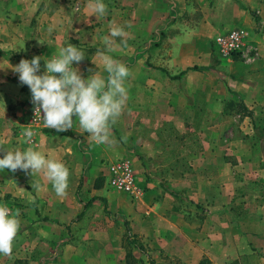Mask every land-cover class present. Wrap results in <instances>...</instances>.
<instances>
[{"label":"crops","instance_id":"crops-1","mask_svg":"<svg viewBox=\"0 0 264 264\" xmlns=\"http://www.w3.org/2000/svg\"><path fill=\"white\" fill-rule=\"evenodd\" d=\"M103 2L97 18L87 0H0V158L32 146L70 172L59 198L41 173L0 170V205L20 221L0 264H264V0ZM240 25L249 54L217 57L211 41ZM110 26L126 36L109 55L130 71L110 142L74 118L26 143L31 92L11 66L40 56L43 74L72 44L85 56L73 68L106 77L97 52ZM126 158L140 198L108 181L107 166Z\"/></svg>","mask_w":264,"mask_h":264},{"label":"clouds","instance_id":"clouds-1","mask_svg":"<svg viewBox=\"0 0 264 264\" xmlns=\"http://www.w3.org/2000/svg\"><path fill=\"white\" fill-rule=\"evenodd\" d=\"M86 9L97 18L107 12L103 0H87ZM125 36L122 27L110 26L109 36L103 38L105 50H98L97 55L106 77L92 72L85 79L78 68H73V63L79 64L85 56L72 44L61 47L58 55L44 61L46 71L43 74H38L40 56L31 60L22 59L18 65L11 66L19 74L20 83L30 89L35 120L42 119L45 128L64 132L72 129L75 118L79 129L87 133L92 142L98 145L109 143L111 126L116 124L126 104L128 92L125 80L130 76L129 68L109 53L114 51V38ZM122 43L126 44V40ZM33 135L31 130H26L23 133L25 142L31 144ZM5 169L13 173L19 169L31 176L41 173L51 183L57 197L67 196L69 169L63 162L46 157L32 146L24 151L7 150L6 155L0 158V170ZM32 187L37 191L40 189L38 183L32 184ZM18 216V211L13 212L6 205H0V255L12 254L13 242L20 228Z\"/></svg>","mask_w":264,"mask_h":264},{"label":"built area","instance_id":"built-area-1","mask_svg":"<svg viewBox=\"0 0 264 264\" xmlns=\"http://www.w3.org/2000/svg\"><path fill=\"white\" fill-rule=\"evenodd\" d=\"M251 32L245 27H234L225 33H220L215 38V46L223 58H231L234 54L250 52ZM43 115V113H41ZM34 105L30 107L26 120L23 123L24 130H31L34 135L43 126V120H35ZM108 181L112 188L129 193L135 198H140L145 193L141 187L135 166L132 160L126 158L114 161L107 166Z\"/></svg>","mask_w":264,"mask_h":264},{"label":"rangeland","instance_id":"rangeland-1","mask_svg":"<svg viewBox=\"0 0 264 264\" xmlns=\"http://www.w3.org/2000/svg\"><path fill=\"white\" fill-rule=\"evenodd\" d=\"M240 27H243L242 25H240ZM256 27V26H255ZM245 28H247V27H245ZM249 29V28H248ZM250 30V29H249ZM255 31H257V30H255ZM252 32V31H251ZM253 32H254V30H253ZM211 46H212V49H213V52H214V54L218 57V53L216 52V47H215V44H214V40L213 41H211ZM241 54V53H240ZM240 54H234L233 55V57L234 58H238V57H240L241 55ZM249 54V53H248ZM219 57H221V56H219ZM222 59V58H221ZM208 264H210L209 262H208Z\"/></svg>","mask_w":264,"mask_h":264},{"label":"trees","instance_id":"trees-1","mask_svg":"<svg viewBox=\"0 0 264 264\" xmlns=\"http://www.w3.org/2000/svg\"><path fill=\"white\" fill-rule=\"evenodd\" d=\"M201 264H208V261H203L201 262Z\"/></svg>","mask_w":264,"mask_h":264}]
</instances>
